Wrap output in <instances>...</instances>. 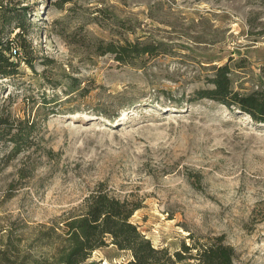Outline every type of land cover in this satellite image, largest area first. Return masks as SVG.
Wrapping results in <instances>:
<instances>
[{
	"label": "rangeland",
	"instance_id": "obj_1",
	"mask_svg": "<svg viewBox=\"0 0 264 264\" xmlns=\"http://www.w3.org/2000/svg\"><path fill=\"white\" fill-rule=\"evenodd\" d=\"M7 40L32 62L0 76V246L13 260L42 259L37 230L103 188L139 205L130 220L157 248L221 238L233 264H264V123L191 98L225 63L234 90L264 91V0H0ZM125 40L165 52L104 53ZM131 257L108 243L84 264Z\"/></svg>",
	"mask_w": 264,
	"mask_h": 264
},
{
	"label": "trees",
	"instance_id": "obj_2",
	"mask_svg": "<svg viewBox=\"0 0 264 264\" xmlns=\"http://www.w3.org/2000/svg\"><path fill=\"white\" fill-rule=\"evenodd\" d=\"M1 18L3 22H10L12 17L2 13ZM26 49L23 40L16 47L12 40L0 41V76L12 77L17 74L21 61L32 66L31 60L26 57ZM157 52H165L161 43L125 40L123 43L109 42L104 47V53L114 55L115 60L121 63L144 55L155 56ZM231 71L229 63L217 65L214 72L206 76L208 86L196 89L191 98H206L227 107L236 105L253 120L264 123V91L252 90L243 94L234 90ZM2 131L0 127V139H4L10 129L6 133ZM14 142L19 141L15 139ZM138 208L136 202L98 188L84 198L79 211L37 230L35 240L40 248H46L42 259L29 258L26 262L17 263L9 256L10 245L6 244L4 248L0 246V264H84L92 251L108 243L131 253L130 260L120 264H190L188 261L191 259L199 264H233L234 250L221 238L190 246L183 243L182 248L173 253L166 247L153 246L150 239L142 235L138 226L130 220Z\"/></svg>",
	"mask_w": 264,
	"mask_h": 264
},
{
	"label": "bare ground",
	"instance_id": "obj_3",
	"mask_svg": "<svg viewBox=\"0 0 264 264\" xmlns=\"http://www.w3.org/2000/svg\"><path fill=\"white\" fill-rule=\"evenodd\" d=\"M123 114H124V113H123ZM123 114H122V115H123ZM122 115H121V116H122Z\"/></svg>",
	"mask_w": 264,
	"mask_h": 264
}]
</instances>
